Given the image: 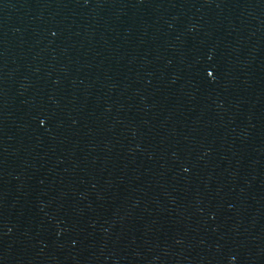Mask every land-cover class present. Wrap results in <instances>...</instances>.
I'll use <instances>...</instances> for the list:
<instances>
[{
	"label": "water",
	"instance_id": "obj_1",
	"mask_svg": "<svg viewBox=\"0 0 264 264\" xmlns=\"http://www.w3.org/2000/svg\"><path fill=\"white\" fill-rule=\"evenodd\" d=\"M0 264H264V0H0Z\"/></svg>",
	"mask_w": 264,
	"mask_h": 264
}]
</instances>
